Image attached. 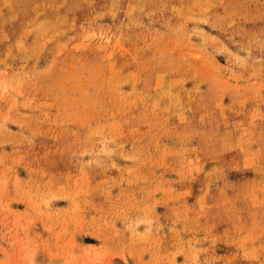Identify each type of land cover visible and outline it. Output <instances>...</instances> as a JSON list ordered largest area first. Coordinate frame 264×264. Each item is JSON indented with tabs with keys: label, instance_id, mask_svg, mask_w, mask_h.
<instances>
[{
	"label": "rangeland",
	"instance_id": "1",
	"mask_svg": "<svg viewBox=\"0 0 264 264\" xmlns=\"http://www.w3.org/2000/svg\"><path fill=\"white\" fill-rule=\"evenodd\" d=\"M0 264H264V0H0Z\"/></svg>",
	"mask_w": 264,
	"mask_h": 264
}]
</instances>
